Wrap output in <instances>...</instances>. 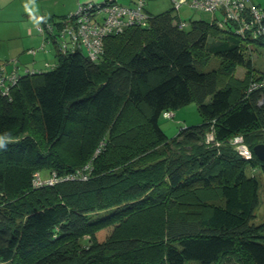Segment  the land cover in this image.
<instances>
[{"label": "trees", "instance_id": "16d2710c", "mask_svg": "<svg viewBox=\"0 0 264 264\" xmlns=\"http://www.w3.org/2000/svg\"><path fill=\"white\" fill-rule=\"evenodd\" d=\"M173 12L106 36L96 60L57 52L0 92V264H264L260 182L246 171L264 175V161L229 142H264V85L248 89L264 70L240 37L180 27ZM210 55L220 63L204 70ZM192 100L202 121L168 137L160 115ZM40 169L86 178L33 186Z\"/></svg>", "mask_w": 264, "mask_h": 264}, {"label": "built area", "instance_id": "2783aa9c", "mask_svg": "<svg viewBox=\"0 0 264 264\" xmlns=\"http://www.w3.org/2000/svg\"><path fill=\"white\" fill-rule=\"evenodd\" d=\"M174 11L181 5H187L196 10L209 11L213 14L211 22L221 28L225 33H232L241 38L243 42L260 39L264 41V6L253 3L252 0H171ZM219 11L220 16H216ZM179 18V17H178ZM150 13L144 10L143 0H134L131 5L121 4L117 0H102L99 2L79 3L74 11L55 19H45L37 25L42 34L43 45L51 41L57 47V52L81 50L92 60L99 58L103 52L104 38L111 34H118L129 25L147 26ZM180 27L189 26V20H177ZM29 51L35 52L30 48ZM12 69H7L8 62L0 60V92L9 95L11 88L17 83L19 75L16 59ZM34 69L26 68L24 72ZM264 85V76L253 80L249 90ZM162 115L171 117L174 112L164 110ZM206 142L213 140V131L206 134ZM218 144V141H215ZM229 142L233 148L244 158H251L252 150L245 142L242 134L233 135ZM88 168V164L85 165ZM84 168V169H85ZM83 170L66 173L65 176L57 172L42 177L39 172L32 175V185H52L59 180L69 178H86Z\"/></svg>", "mask_w": 264, "mask_h": 264}, {"label": "rangeland", "instance_id": "374dc122", "mask_svg": "<svg viewBox=\"0 0 264 264\" xmlns=\"http://www.w3.org/2000/svg\"><path fill=\"white\" fill-rule=\"evenodd\" d=\"M99 2L102 0H0V60L8 62L7 69H12L14 63L10 60L16 59L18 64V72L24 73L25 69H48L57 60V47L53 42L48 41L43 45L42 34L37 30V25L41 23L43 17H59L70 11H74L79 3L82 2ZM121 4L131 5L134 0H117ZM144 10L150 14H156L171 9V0H143ZM255 4L264 6V0H252ZM181 19L210 21L213 14L209 11L196 10L187 5H181L178 10L173 12ZM219 17V11L216 12ZM212 35L209 40H214ZM246 49V56L252 62L256 70H264V44L249 42ZM30 48L35 52L29 51ZM220 63V58L216 55H210L205 62L203 69L209 70L216 68ZM246 70V66L239 64L235 69V76L242 78ZM174 115L165 117L160 115L159 125L168 137L174 136L177 131L186 125L198 124L203 117L198 110L196 101L192 100L186 105L173 111ZM16 135L15 138H19ZM98 152V147L94 153ZM71 158V159H70ZM67 157L71 161H75L73 156ZM247 173H255L260 182L259 186V203L256 206L255 221L264 220V175L260 173V169L252 171L251 167H247ZM42 177H46L55 170H35ZM59 174V173H58ZM33 175V174H32ZM32 181V179H31ZM113 208L99 211L93 215L100 216L111 212ZM185 264H198L197 261H189Z\"/></svg>", "mask_w": 264, "mask_h": 264}, {"label": "water", "instance_id": "95a60500", "mask_svg": "<svg viewBox=\"0 0 264 264\" xmlns=\"http://www.w3.org/2000/svg\"><path fill=\"white\" fill-rule=\"evenodd\" d=\"M252 152L261 161H264V142H258L252 146Z\"/></svg>", "mask_w": 264, "mask_h": 264}, {"label": "clouds", "instance_id": "9594fccd", "mask_svg": "<svg viewBox=\"0 0 264 264\" xmlns=\"http://www.w3.org/2000/svg\"><path fill=\"white\" fill-rule=\"evenodd\" d=\"M5 147L4 138L0 137V148Z\"/></svg>", "mask_w": 264, "mask_h": 264}, {"label": "crops", "instance_id": "0c3cea01", "mask_svg": "<svg viewBox=\"0 0 264 264\" xmlns=\"http://www.w3.org/2000/svg\"><path fill=\"white\" fill-rule=\"evenodd\" d=\"M129 2L131 3V0H129ZM254 171L257 170V169H253Z\"/></svg>", "mask_w": 264, "mask_h": 264}]
</instances>
